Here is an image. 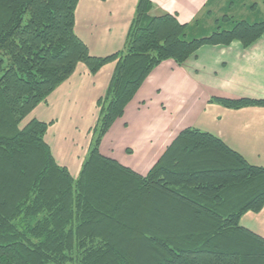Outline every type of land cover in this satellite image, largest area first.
Masks as SVG:
<instances>
[{"label":"trees","instance_id":"1","mask_svg":"<svg viewBox=\"0 0 264 264\" xmlns=\"http://www.w3.org/2000/svg\"><path fill=\"white\" fill-rule=\"evenodd\" d=\"M79 1L0 0V264H264V238L241 225L264 209V166L196 128L184 129L145 175L101 152L160 64L181 65L206 45L248 47L264 34V19L226 12L211 32L212 10L182 24L172 14L153 16L152 1L139 0L124 50L94 57L75 32ZM236 1L257 11L248 0L224 5ZM112 62L74 177L45 140L50 124L23 122L78 65L95 75ZM210 103L264 107V99Z\"/></svg>","mask_w":264,"mask_h":264},{"label":"crops","instance_id":"2","mask_svg":"<svg viewBox=\"0 0 264 264\" xmlns=\"http://www.w3.org/2000/svg\"><path fill=\"white\" fill-rule=\"evenodd\" d=\"M138 1H79L75 32L92 56L106 57L124 50ZM151 1L153 16L172 14L182 24H191L208 10L214 11L219 1L234 0ZM115 67V62L109 63L92 75L80 64L49 96L45 107H38L26 118L50 124L45 140L53 152L48 136L55 130L58 117L65 114L64 104H85L88 142L82 155L77 156L78 175L89 151L90 131L99 117L97 102L105 95ZM213 97L264 99V34L248 47L238 41L206 45L181 65L164 61L148 76L124 116L106 134L102 154L145 175L184 129L196 128L219 137L250 164L264 166V107L228 109L210 103ZM81 109L76 108L75 130L83 118ZM69 138L73 144L74 137ZM241 225L264 238V209Z\"/></svg>","mask_w":264,"mask_h":264},{"label":"rangeland","instance_id":"3","mask_svg":"<svg viewBox=\"0 0 264 264\" xmlns=\"http://www.w3.org/2000/svg\"><path fill=\"white\" fill-rule=\"evenodd\" d=\"M218 2V1H217ZM228 1H220L217 8L213 11V24L214 29L211 31L213 32L217 28V23L215 24V19L221 18L223 15L228 12V15H234L237 20H249L250 22H254V20H262L264 19V2L262 1H249L246 2L248 4L247 6L250 7L251 4L256 3L257 4V11H253V9L244 8L241 10V4L239 1H236V5L234 7H231L230 5H224ZM248 9V10H247ZM256 13V14H254ZM255 17V18H253ZM231 24L229 27H226L225 25L221 26L223 28H231ZM79 66V65H78ZM46 104L42 103L38 107H45ZM37 107V108H38ZM77 107H82L81 112L83 113L82 120H79L78 128L75 130V121L76 119V110ZM36 108V109H37ZM35 109V110H36ZM46 109V108H45ZM63 112L65 113L63 115H60V118L58 117V123L56 125L55 130H53L52 133H49L48 140L50 144H52L53 153L56 156L57 162L65 167H68L70 172L73 173L74 176L78 175V169H79V159L77 156L82 155L84 152V148L86 147V144L88 142L87 140V125H88V110L85 107V104L83 102L77 103V104H64ZM47 111V110H46ZM28 121L23 122V126ZM74 137V143L72 144L71 138ZM81 170V167H80ZM79 170V171H80ZM255 215V213H248L246 214L241 222H244L248 219V217H251Z\"/></svg>","mask_w":264,"mask_h":264}]
</instances>
